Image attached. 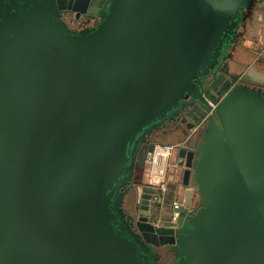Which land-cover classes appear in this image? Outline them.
<instances>
[{
  "label": "water",
  "instance_id": "1",
  "mask_svg": "<svg viewBox=\"0 0 264 264\" xmlns=\"http://www.w3.org/2000/svg\"><path fill=\"white\" fill-rule=\"evenodd\" d=\"M253 2L0 0V264H264V70L201 89ZM188 96L211 112L173 153L187 195L161 224L148 138Z\"/></svg>",
  "mask_w": 264,
  "mask_h": 264
},
{
  "label": "flooded vegetation",
  "instance_id": "2",
  "mask_svg": "<svg viewBox=\"0 0 264 264\" xmlns=\"http://www.w3.org/2000/svg\"><path fill=\"white\" fill-rule=\"evenodd\" d=\"M67 14L73 17L72 23L73 25L76 26L83 24V22L87 19L86 15L80 13L77 19L78 21H81L79 23L77 20L74 19L76 18L75 11H68ZM94 19L95 18L91 17L89 22L94 21ZM246 20L247 18L245 16L242 22L240 23L239 26L240 32L237 35L238 40L243 34V25L246 23ZM234 51L235 48L233 49L232 55L231 57H229L228 62H225L223 60L219 64L215 65L212 68V71L206 75L202 83L201 89H202L203 98L207 99V101L209 102L208 105L211 104V102L209 101L210 98L220 97L222 95L221 93L222 89L228 84H231V72H241L247 69L251 65H253V69L256 68L257 70H261V71L264 70V56L261 50L259 49V46L255 47L254 56L251 59L246 60L244 66L240 68L236 66H232L231 64L232 58L235 57ZM251 75L255 76L252 73ZM248 82L252 86L264 89V83L262 82H257V81H248ZM186 99H187V103L183 106L182 110L175 117L168 120L167 123L159 129L157 135L152 134L148 138V141L155 142V137L159 136L164 132L172 133L176 137V141L174 142L177 145L184 144L185 141L194 142L195 140L201 139L202 137L201 129L207 125L209 121L207 115L211 112V109H208L206 105H204L198 99L191 98L190 96H188ZM187 122H194V125L188 129L187 133H185L184 130L186 129ZM177 149H178L177 146L173 149L172 157H173V153ZM146 169H147V164L145 162L143 166L141 185L142 186L144 185L143 186L144 191L154 193L153 190L147 187V185L144 184L143 182V176L145 174ZM178 175L179 174L176 175V178L178 177ZM140 205H141V196L135 188H132L127 197V208L129 213L135 216V218L138 217V212L141 210ZM159 249H161L163 252L167 250L166 248H159ZM167 257L168 256H165V259Z\"/></svg>",
  "mask_w": 264,
  "mask_h": 264
},
{
  "label": "crops",
  "instance_id": "3",
  "mask_svg": "<svg viewBox=\"0 0 264 264\" xmlns=\"http://www.w3.org/2000/svg\"><path fill=\"white\" fill-rule=\"evenodd\" d=\"M246 11V23L243 25V34L240 37V45L237 46V60L246 61L249 58L250 53H252L256 46H259L261 52L264 51V0H254ZM173 160V158H172ZM174 161V160H173ZM176 163L174 162L173 167L170 168L169 173L176 168ZM143 182L146 184V171L143 176ZM149 187V186H147ZM154 193L161 196V208H159L154 215L156 219L163 224L168 218V208L171 207L173 200L182 203L185 195V187L181 184L176 183L175 179L169 177L167 179L166 188L163 191L155 190L149 187ZM191 197L190 205H193L195 197Z\"/></svg>",
  "mask_w": 264,
  "mask_h": 264
},
{
  "label": "built area",
  "instance_id": "4",
  "mask_svg": "<svg viewBox=\"0 0 264 264\" xmlns=\"http://www.w3.org/2000/svg\"><path fill=\"white\" fill-rule=\"evenodd\" d=\"M177 146L175 142L155 141L153 148L147 150L145 162L146 169V185L158 191L166 188L169 170L174 165L172 160V151ZM178 202L174 201L173 206H177Z\"/></svg>",
  "mask_w": 264,
  "mask_h": 264
},
{
  "label": "rangeland",
  "instance_id": "5",
  "mask_svg": "<svg viewBox=\"0 0 264 264\" xmlns=\"http://www.w3.org/2000/svg\"><path fill=\"white\" fill-rule=\"evenodd\" d=\"M251 6H253V4H251ZM235 45L236 46H235V51L234 52L236 53L238 51L237 50V46L240 45V38H239V40L238 39L236 40ZM254 54H255V51H253L252 53H250L248 59H251L254 56ZM262 54L264 56V51L262 52ZM236 60H237V55L234 58H232V60H231L232 66H236V67H239V68L244 66L245 61H240L239 62V61H236ZM155 141H169V142H174V141H176V137L172 133L164 132V133L160 134L159 136L155 137ZM169 174H170V177L171 178L176 179L177 169L176 168H173V170ZM174 201L175 200H173V202ZM173 202H172L171 207L168 208V212H169L168 218H169V215L173 212V210H172ZM165 263L168 264V263H170V261L169 262H165Z\"/></svg>",
  "mask_w": 264,
  "mask_h": 264
}]
</instances>
